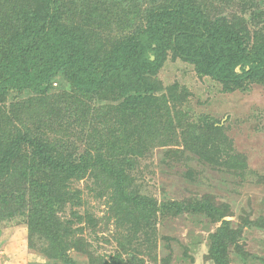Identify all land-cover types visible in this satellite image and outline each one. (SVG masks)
I'll return each instance as SVG.
<instances>
[{
    "label": "trees",
    "instance_id": "1",
    "mask_svg": "<svg viewBox=\"0 0 264 264\" xmlns=\"http://www.w3.org/2000/svg\"><path fill=\"white\" fill-rule=\"evenodd\" d=\"M77 1L82 7L75 0H0V109L12 93L46 98L59 78L74 95L60 93L50 115L63 113L65 122L69 116L77 123L86 121L87 112L72 107L83 98L112 101L108 110L95 114L92 129L102 124L103 116L113 119L111 126L105 132L101 129L100 141L78 157L67 147L34 135L22 121L27 113L26 102L21 100L1 131L0 220L26 216L28 210L29 246L57 261L67 260L66 252L76 244L69 242L71 223L60 221L55 212L62 206L55 207V203L72 201L73 194L62 193L66 195L62 199L59 194L67 190L70 179L86 174L101 181L100 192L107 194L116 228L128 226L131 237L144 231L151 239L156 204L136 189L133 172L138 156L143 155L144 140L152 136L148 126L153 117L176 118L182 131L181 143L178 141L182 151L233 170L246 165L240 162L241 156L227 155L231 141L219 124L208 117L184 118L183 95L175 85L167 87V100L156 96L161 85L154 76L167 57L193 65L198 76L219 82L225 91L243 89L248 83L264 85L263 13L252 17L255 25L263 22V30L253 33L241 23L212 18L199 0H152L154 4L140 13L144 17L141 24L135 26L140 0H134L128 9L131 14L125 13L127 23L132 22L135 29L111 44L95 28L103 30L116 20L121 23L125 10L121 8L115 15L112 10L119 7L111 10L108 0ZM201 205L209 213L214 210L207 202ZM218 212L217 217L211 215L213 219L223 217ZM221 223L211 238L216 264H225L226 243L232 239L228 222ZM33 230L43 234L38 237L43 243L33 239ZM118 258L111 259V264H124ZM95 263L108 264L103 258Z\"/></svg>",
    "mask_w": 264,
    "mask_h": 264
},
{
    "label": "rangeland",
    "instance_id": "2",
    "mask_svg": "<svg viewBox=\"0 0 264 264\" xmlns=\"http://www.w3.org/2000/svg\"><path fill=\"white\" fill-rule=\"evenodd\" d=\"M75 1L78 8L82 7L79 1ZM108 1L111 10L119 7L112 10L115 15L121 8L125 10L120 16L121 23L116 24V20L103 30L95 29L100 31L104 42L108 39L115 44L135 29L132 22L127 23V13L131 14L128 9L135 2ZM145 1L140 0L137 5L139 16L148 5L154 4L152 0ZM199 1L212 18L241 23L250 32L263 30V22L255 25L252 17L264 14V0ZM143 19V16L137 18L135 26ZM154 79L161 85L156 93L161 101L167 100L166 89L170 85H175L176 91L182 93L185 119L187 115L194 121L208 117L219 124L225 137L231 141L227 155L234 159L241 156L240 162L246 165L241 170H233L204 162L188 150L182 151V131L176 118H168L165 114L160 118L153 117L148 126L152 136L148 141L144 140L143 155L138 156L133 172L136 189L156 204L153 227L149 231L151 239L145 237L144 231L131 237L127 225L116 228L115 214L109 208L107 194L100 192L101 181L97 182L92 174H86L70 179L67 190L59 194L60 199L66 196L62 193L73 194L72 201L61 204L58 200L55 203V207L58 203L57 207L62 206L55 212L56 216L60 221L71 223L70 233H73L69 242L76 244L66 252L67 260H54L39 252L38 248L29 246L27 210L26 216L0 220V264H98L95 262L100 258L111 264V259L116 256L124 264H216L211 252V238L222 221L228 222L232 236L226 243L225 264H264V85L248 83L243 89L225 91L219 82L198 76L193 65L170 57ZM183 90L187 91L186 95ZM63 92H67L70 98L74 95L65 80L59 78L52 83L51 93L42 100L27 92L7 96L3 109H0V135L7 126L6 119L12 110L17 109L16 102L21 100L26 102L27 113L22 116V121L34 135L67 147L74 157L84 154L90 144L100 141L98 132L101 129L105 132L111 126L113 119L103 116L102 124L97 125L95 131L92 129L95 114L108 110L112 101L83 98L72 107H82L87 112L86 121L77 123L73 116H69L65 122L63 113L50 115L54 99ZM202 202L212 205L214 210L209 213ZM218 211L223 217L213 219L211 215L217 217L220 215ZM31 235L43 243L38 238L42 233L33 230ZM41 243L37 244L46 248L47 245Z\"/></svg>",
    "mask_w": 264,
    "mask_h": 264
}]
</instances>
